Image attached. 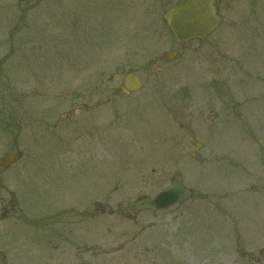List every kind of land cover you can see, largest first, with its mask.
I'll list each match as a JSON object with an SVG mask.
<instances>
[{
	"label": "rangeland",
	"instance_id": "1",
	"mask_svg": "<svg viewBox=\"0 0 264 264\" xmlns=\"http://www.w3.org/2000/svg\"><path fill=\"white\" fill-rule=\"evenodd\" d=\"M175 1L0 0V264H264V0L186 47Z\"/></svg>",
	"mask_w": 264,
	"mask_h": 264
},
{
	"label": "water",
	"instance_id": "2",
	"mask_svg": "<svg viewBox=\"0 0 264 264\" xmlns=\"http://www.w3.org/2000/svg\"><path fill=\"white\" fill-rule=\"evenodd\" d=\"M214 2L215 0H178L162 12V18L178 41L187 43L193 38L203 39L219 22ZM123 85L127 90H135L140 82L136 76L128 74L124 77ZM15 159V153H5L0 158V165L8 166ZM187 196L188 190L182 187L178 179H175L154 198L140 199L132 204L130 209H164Z\"/></svg>",
	"mask_w": 264,
	"mask_h": 264
},
{
	"label": "flooded vegetation",
	"instance_id": "3",
	"mask_svg": "<svg viewBox=\"0 0 264 264\" xmlns=\"http://www.w3.org/2000/svg\"><path fill=\"white\" fill-rule=\"evenodd\" d=\"M249 262H251V261H249ZM253 262V261H252ZM258 262V261H257Z\"/></svg>",
	"mask_w": 264,
	"mask_h": 264
}]
</instances>
